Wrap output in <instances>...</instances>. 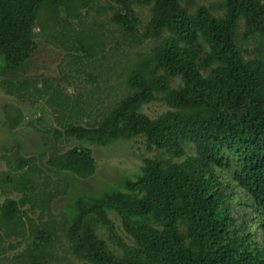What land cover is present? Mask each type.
Here are the masks:
<instances>
[{
	"label": "trees",
	"instance_id": "1",
	"mask_svg": "<svg viewBox=\"0 0 264 264\" xmlns=\"http://www.w3.org/2000/svg\"><path fill=\"white\" fill-rule=\"evenodd\" d=\"M102 1L0 0L3 89L43 100L61 120L43 130L58 142L46 163L49 144L42 143L35 152L25 155L18 145L1 157L0 244L28 237L13 263L48 264L59 225L69 253L84 264H264V0ZM136 8L149 13L143 30ZM37 37L61 47L62 62L75 72L71 82L18 74L37 53ZM103 71L125 90L101 114L62 91L81 76L98 87ZM173 80L180 84L172 87ZM156 103L167 111L157 118L142 112ZM3 112L11 135L25 116L11 106ZM130 141L145 152L139 175L113 186L100 179L98 196L67 197L65 174L95 175L93 148ZM128 149L134 154L132 144ZM153 151L160 152L146 156ZM58 197L69 202L55 216Z\"/></svg>",
	"mask_w": 264,
	"mask_h": 264
},
{
	"label": "rangeland",
	"instance_id": "2",
	"mask_svg": "<svg viewBox=\"0 0 264 264\" xmlns=\"http://www.w3.org/2000/svg\"><path fill=\"white\" fill-rule=\"evenodd\" d=\"M200 1L204 5L217 2V0ZM101 2L103 1L101 0ZM135 11L141 20L140 30H143L149 18L148 10L146 8H136ZM73 27L75 29L77 28V21H74ZM37 43V53L25 66L24 70L19 71L18 74H21L23 78L29 80L44 78L50 84H56L65 76H67L66 80L71 82L69 77L75 75V72L74 69L70 70L67 68L68 66L64 63L66 60L61 58V56L65 55L61 47H57V45H54V43L49 40L42 43L40 37H37ZM100 75L101 76L99 80L97 79L98 87L94 84L87 83L85 78L81 76L79 80L74 81L76 83L73 87H68L66 89L62 88V91H65L64 93L69 95V98L72 97V99L74 98L73 96L75 94H79L82 96L81 99L86 101L92 110L98 109L99 113L101 114L104 107L111 108L124 97L125 88L123 85H121L119 79H116L115 74L103 71ZM4 80L5 77L0 75V173L6 170V164L3 160H1V157L5 155V151L7 154H12V149L16 150L18 145L22 146L24 149V154L26 155L29 152H35V150L41 149L42 146L40 143L49 144L45 147V151L47 153L45 154L46 158L44 163H46L48 155L54 150V147H57L58 142L52 138L51 132L50 134H47L43 132V130H49L50 127H60L59 123L61 122V120H57L58 116L56 114H52V110H50V108L44 104L43 100H37L31 103L29 100H22L16 95H8L2 86ZM36 84L38 87L41 86L40 82H37ZM177 84H180L178 80H173L171 82L172 87H175ZM96 91H102L101 97L96 94ZM6 106H11L14 109H20L22 114L25 116V119L21 120V123L17 129L14 130L11 135H8L6 129L2 126L3 121L6 118V115L3 112ZM40 108L45 111L44 114H42L40 111L36 112V110ZM166 111L167 108L165 106L159 105L158 103L147 105L142 109V112L151 118H157ZM30 122L32 123V127L29 126ZM129 144L133 145L134 154L133 151H129ZM122 145H125L124 148ZM93 150L95 163L97 165L95 169V175L85 180H77L70 174H65L64 180L69 184L70 189V194L67 195V197H74L79 192L98 196L97 182L100 179L108 181L109 185L113 186L112 183L114 181H119L120 178H132V176L139 175V167L142 166L140 157H142L145 152L139 148V144H136V141H130V143L116 142L105 148L95 147ZM159 152L160 151H153L151 154H146V156L153 157L158 155ZM186 153L187 155H194V149L186 148ZM166 158V155L161 156V159ZM55 178L56 177L53 179ZM117 185L118 183H115L114 188H116ZM11 197L15 200L18 199V196L15 194H11ZM4 199L5 196L0 194V205L3 203ZM68 202L69 199L67 198L58 197L54 199L51 203L53 215L58 216L59 212L64 211L63 209L65 208L66 204H68ZM28 215L29 218L36 219L38 212H35L34 214L29 213ZM61 215L67 217L66 214ZM110 217L116 224L117 232L120 237H122V239L127 242L129 239L122 230L119 220L114 214H111ZM54 219L57 223H59L58 221H60L61 218L59 219V217H55ZM50 221L51 218L44 217L42 223L50 224ZM58 227L60 229L59 225ZM59 229L55 232L57 236H60L59 242L55 245L56 255H54L48 264H84L75 260L74 257H72V255L69 253V247L66 239L62 236ZM97 233L102 239L106 240L108 237L107 232L102 228H98ZM27 241L28 237H26L25 240L12 239L2 241L0 244V248H2L0 249V264H14L13 257L17 253L24 250L25 246L27 245L25 242ZM9 243L14 244L15 246V248L11 251H9L8 248ZM1 250H4V252Z\"/></svg>",
	"mask_w": 264,
	"mask_h": 264
}]
</instances>
